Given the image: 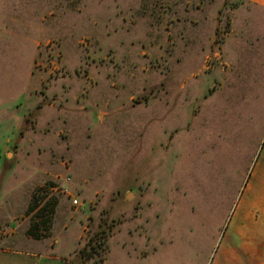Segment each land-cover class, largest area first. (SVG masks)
<instances>
[{
    "label": "rangeland",
    "instance_id": "obj_1",
    "mask_svg": "<svg viewBox=\"0 0 264 264\" xmlns=\"http://www.w3.org/2000/svg\"><path fill=\"white\" fill-rule=\"evenodd\" d=\"M0 190V264H264V8L0 0Z\"/></svg>",
    "mask_w": 264,
    "mask_h": 264
},
{
    "label": "crops",
    "instance_id": "obj_2",
    "mask_svg": "<svg viewBox=\"0 0 264 264\" xmlns=\"http://www.w3.org/2000/svg\"><path fill=\"white\" fill-rule=\"evenodd\" d=\"M243 1L264 8V0H243ZM8 223H9L8 221L6 223H4V222L0 223V232L4 230L3 227L5 225H7ZM1 243H3V238L0 237V244ZM13 252L14 251H10L9 249H7V250L0 249V253H13ZM23 254L26 255V256L28 255V253H23ZM32 258L35 260V257H32Z\"/></svg>",
    "mask_w": 264,
    "mask_h": 264
}]
</instances>
